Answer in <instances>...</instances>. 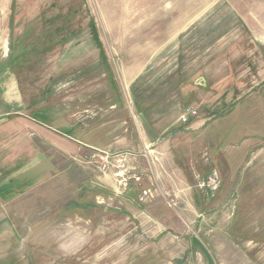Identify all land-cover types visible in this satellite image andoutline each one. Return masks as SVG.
I'll use <instances>...</instances> for the list:
<instances>
[{
	"label": "rangeland",
	"instance_id": "obj_1",
	"mask_svg": "<svg viewBox=\"0 0 264 264\" xmlns=\"http://www.w3.org/2000/svg\"><path fill=\"white\" fill-rule=\"evenodd\" d=\"M3 78L29 114L112 154L149 151L132 148L139 113L161 140L187 108L213 134L155 162L156 181L146 161L127 191L46 147L43 185L0 215V264H264V0H0Z\"/></svg>",
	"mask_w": 264,
	"mask_h": 264
},
{
	"label": "crops",
	"instance_id": "obj_2",
	"mask_svg": "<svg viewBox=\"0 0 264 264\" xmlns=\"http://www.w3.org/2000/svg\"><path fill=\"white\" fill-rule=\"evenodd\" d=\"M2 80L0 89L3 93H1L0 108L3 107L4 109L0 111V215L4 214V224H7L11 222L10 218L13 219V213L18 212L17 202L21 200V197H26L33 192L34 188L43 185L42 180L46 178L47 172L42 173L47 158L45 148L49 147L59 157L63 156L68 161H74V159H78V155L86 151L83 145L87 144L89 135L86 134L84 138L79 137L74 129H69L68 132L48 125L45 120L38 117V112L29 114L30 108L24 104V97L20 91L19 83L15 79L3 78ZM157 106L165 108L167 104L159 103L149 107L148 111L150 112L151 109ZM138 117L135 126L138 130L137 144H133L132 148H145L148 146L154 152L153 154H157L155 157L159 161L165 156L168 163L172 161L170 154L178 153L181 147H186L187 141L191 140L193 136L209 137L213 134V131H210L211 126H206L207 123H210L208 122L211 119L210 117H192L186 124L181 123L180 117H178L175 122L165 128L166 138L161 140L160 137L154 136L156 129L150 127L149 123L145 128L143 123L145 118L141 113L138 114ZM125 134H128V130H125ZM120 137L117 134L114 148L118 149L121 146L122 149H127L123 145L126 143V140H124L126 136L121 139ZM130 143H132L131 140L128 144ZM149 143L151 145H148ZM146 161L156 181L161 176V172L159 174V168L156 166L158 163L154 164L146 158H140L136 164L137 170H144L142 165ZM169 169L175 171L174 176L171 177L173 182L174 177L177 180L180 179L182 184L188 183L189 176L182 166L180 168L175 162L174 167ZM105 178H111L109 181L111 186L114 187L115 182L113 183L112 177L106 175ZM156 197L157 195L154 196L153 194V199ZM126 199L131 203H136L133 198ZM151 199L150 201L153 200ZM20 204L23 203L20 202ZM14 206H16L14 210L11 209ZM10 211L13 212L11 213L12 216L6 217L5 215Z\"/></svg>",
	"mask_w": 264,
	"mask_h": 264
},
{
	"label": "built area",
	"instance_id": "obj_3",
	"mask_svg": "<svg viewBox=\"0 0 264 264\" xmlns=\"http://www.w3.org/2000/svg\"><path fill=\"white\" fill-rule=\"evenodd\" d=\"M199 114L193 108H187L183 115L180 117V121L183 124L189 122L190 118L198 117ZM84 146V145H83ZM87 149H90L89 154L86 156L84 154H80L77 158L78 160H87L91 164L97 166V169L102 173H114L113 180L115 182V186L122 187L125 191H127L131 184L136 183V185H141L142 176L140 171L137 170V160L140 158L138 155L141 153H135L132 150L130 151H117L112 154L110 151H101L97 148L91 146H85ZM149 151L143 152L141 158L148 159L149 161L155 163L159 162L158 158L154 156V152L150 149ZM145 181V180H144ZM132 182V183H131ZM199 185L201 188H207L211 190H216L218 185H220V178L216 172H212L211 175L206 179L202 178L199 181ZM117 193V192H116ZM121 195V194H119ZM139 200L142 202H147L153 197V191L151 187L143 188L139 194ZM171 203H175V201L170 198Z\"/></svg>",
	"mask_w": 264,
	"mask_h": 264
}]
</instances>
